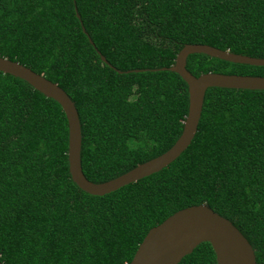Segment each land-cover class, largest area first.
<instances>
[{"label":"trees","instance_id":"obj_1","mask_svg":"<svg viewBox=\"0 0 264 264\" xmlns=\"http://www.w3.org/2000/svg\"><path fill=\"white\" fill-rule=\"evenodd\" d=\"M187 43L264 58V0H0V56L58 83L75 102L82 170L93 182L179 138L188 85L160 68ZM186 67L196 76H264V66L204 53L190 54ZM67 151L61 105L0 71L3 264H126L150 228L204 203L232 221L264 264V90L210 87L187 149L104 195L73 182ZM178 264L217 261L206 241Z\"/></svg>","mask_w":264,"mask_h":264},{"label":"water","instance_id":"obj_2","mask_svg":"<svg viewBox=\"0 0 264 264\" xmlns=\"http://www.w3.org/2000/svg\"><path fill=\"white\" fill-rule=\"evenodd\" d=\"M79 17V14L77 13ZM83 31L85 28L82 26ZM90 42H92L91 38ZM204 53L233 63L264 66V58L235 53L209 44L187 43L177 53L175 62L161 70L178 73L188 85L189 107L183 121V130L176 142L162 154L142 162L127 172L103 182L89 180L81 164L82 130L75 102L58 85L16 60L0 56V71L19 77L57 101L68 123V162L73 182L92 195H104L133 183L169 165L191 144L201 118L204 98L210 87L264 90V76L206 72L199 76L187 67L190 54ZM101 59L107 62L104 55ZM158 70V69H153ZM140 71V69L125 72ZM120 73L123 71L119 70ZM209 242L217 264H257L255 250L244 234L228 218L207 204H196L177 210L160 224L150 228L140 242L132 260L126 264H178L202 242ZM0 264H3L0 261Z\"/></svg>","mask_w":264,"mask_h":264}]
</instances>
